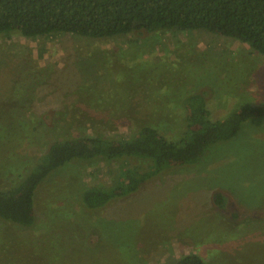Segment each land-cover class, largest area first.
I'll return each mask as SVG.
<instances>
[{"label":"rangeland","instance_id":"1","mask_svg":"<svg viewBox=\"0 0 264 264\" xmlns=\"http://www.w3.org/2000/svg\"><path fill=\"white\" fill-rule=\"evenodd\" d=\"M157 33L0 37V189L44 153L39 119H57L62 137L95 134L109 121L111 136L128 130L126 120L165 122L177 135L190 93L204 92L212 121L264 107V57L247 44L199 30ZM16 103L24 112L8 110ZM102 168L80 161L51 173L29 227L0 216V264H157L191 254L206 264H264V115L199 163L87 209L79 190L108 183Z\"/></svg>","mask_w":264,"mask_h":264},{"label":"trees","instance_id":"2","mask_svg":"<svg viewBox=\"0 0 264 264\" xmlns=\"http://www.w3.org/2000/svg\"><path fill=\"white\" fill-rule=\"evenodd\" d=\"M187 30L237 40L264 57V0H0V37L36 39L72 33L105 39ZM203 93H190L181 101L183 121L177 135L168 132L165 122L147 121L134 128L126 120L122 123L128 130L111 136L104 134L109 121L99 123L95 134L62 137L56 131L60 127L57 119L49 125L39 119V126L46 128L47 147L9 187L0 189V216L31 226L37 187L51 173L80 161L102 164L99 171L109 179L106 184L79 190L82 206L99 209L135 193L169 168L199 163L212 144L236 136L250 117L264 115V107H246L212 121ZM22 105L12 104L8 110L22 113ZM213 199L221 210L225 201L219 191ZM157 264L206 262L191 254Z\"/></svg>","mask_w":264,"mask_h":264}]
</instances>
